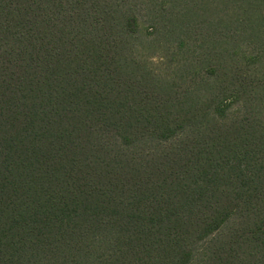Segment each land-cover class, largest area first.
<instances>
[{"label": "trees", "instance_id": "1", "mask_svg": "<svg viewBox=\"0 0 264 264\" xmlns=\"http://www.w3.org/2000/svg\"><path fill=\"white\" fill-rule=\"evenodd\" d=\"M0 264H264V0H0Z\"/></svg>", "mask_w": 264, "mask_h": 264}, {"label": "rangeland", "instance_id": "2", "mask_svg": "<svg viewBox=\"0 0 264 264\" xmlns=\"http://www.w3.org/2000/svg\"><path fill=\"white\" fill-rule=\"evenodd\" d=\"M236 106V104H233L231 107L233 108V107H235Z\"/></svg>", "mask_w": 264, "mask_h": 264}]
</instances>
